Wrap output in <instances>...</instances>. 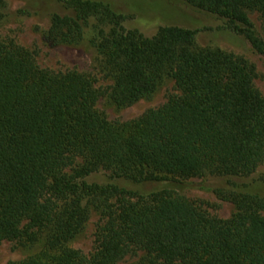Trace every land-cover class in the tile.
<instances>
[{
    "label": "trees",
    "instance_id": "obj_1",
    "mask_svg": "<svg viewBox=\"0 0 264 264\" xmlns=\"http://www.w3.org/2000/svg\"><path fill=\"white\" fill-rule=\"evenodd\" d=\"M62 1L74 14L51 15V41L77 42L90 16L109 24L94 45L112 70L115 105L151 95L167 76L179 93L135 118L109 120L90 78L41 67L29 50L0 40V244L42 243L5 264H116L137 250L151 264H264L262 195L231 193L235 212L220 218L168 188L137 194L85 179L101 169L135 182L255 172L264 161V94L253 63L196 47V28L162 25L145 36L106 1ZM181 1L221 18L264 55L248 16L264 18V0ZM91 205L101 222L87 256L67 241Z\"/></svg>",
    "mask_w": 264,
    "mask_h": 264
},
{
    "label": "rangeland",
    "instance_id": "obj_2",
    "mask_svg": "<svg viewBox=\"0 0 264 264\" xmlns=\"http://www.w3.org/2000/svg\"><path fill=\"white\" fill-rule=\"evenodd\" d=\"M0 40L24 47L32 52L37 63L55 71L73 70L93 82L101 93L95 107L109 120L124 121L141 115L149 108L162 105L169 96L179 93L174 81L164 77L153 93L137 101L117 106L111 99L113 84L111 68L94 45L101 31H108L109 24L100 23L95 16L82 22L81 37L74 43L51 41L46 38L52 14L72 15L74 10L62 0H1ZM114 9L128 15L123 21L127 29L136 28L145 36H152L162 25H180L199 29L195 35L196 47L218 48L243 56L253 63L254 83L264 94V55L257 53L247 39L230 29L222 28L223 20L209 12L184 4L181 0H103ZM248 16L257 33L264 39V18L255 10ZM85 179L100 184L113 183L137 194L168 188L200 205L209 214L228 218L235 212L231 193L252 192L264 196V161L249 175L204 174L187 178H170V181L135 182L115 177L105 169L90 173ZM101 222L97 208L87 206L86 219L79 232L67 246L83 254L92 255L96 248L95 231ZM41 241L21 244L2 241L0 264L20 260L37 253ZM116 264H151L146 252L137 250L126 255Z\"/></svg>",
    "mask_w": 264,
    "mask_h": 264
}]
</instances>
